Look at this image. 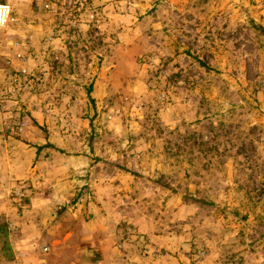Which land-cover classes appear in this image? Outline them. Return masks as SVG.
Listing matches in <instances>:
<instances>
[{
  "label": "rangeland",
  "instance_id": "rangeland-1",
  "mask_svg": "<svg viewBox=\"0 0 264 264\" xmlns=\"http://www.w3.org/2000/svg\"><path fill=\"white\" fill-rule=\"evenodd\" d=\"M0 3V264H264V0Z\"/></svg>",
  "mask_w": 264,
  "mask_h": 264
},
{
  "label": "built area",
  "instance_id": "built-area-1",
  "mask_svg": "<svg viewBox=\"0 0 264 264\" xmlns=\"http://www.w3.org/2000/svg\"><path fill=\"white\" fill-rule=\"evenodd\" d=\"M12 9L7 3H0V28L5 27L11 21ZM47 249L45 248V251Z\"/></svg>",
  "mask_w": 264,
  "mask_h": 264
},
{
  "label": "crops",
  "instance_id": "crops-1",
  "mask_svg": "<svg viewBox=\"0 0 264 264\" xmlns=\"http://www.w3.org/2000/svg\"><path fill=\"white\" fill-rule=\"evenodd\" d=\"M3 172H0V186L5 185L8 181V172L6 173V170L3 169Z\"/></svg>",
  "mask_w": 264,
  "mask_h": 264
}]
</instances>
